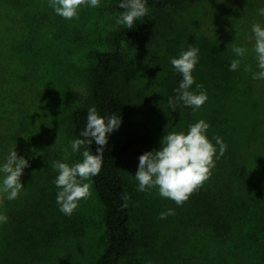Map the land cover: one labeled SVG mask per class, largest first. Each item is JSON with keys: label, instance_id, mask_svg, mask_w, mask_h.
Masks as SVG:
<instances>
[{"label": "rangeland", "instance_id": "rangeland-1", "mask_svg": "<svg viewBox=\"0 0 264 264\" xmlns=\"http://www.w3.org/2000/svg\"><path fill=\"white\" fill-rule=\"evenodd\" d=\"M233 1L197 0L171 10L170 24L161 30L154 49L150 48L153 53L128 48L134 67L132 89L137 107H142L141 113L132 117V123L148 134L149 144L142 153L128 159L126 171L135 184L132 192L142 196V202L137 204L153 223L152 228L148 227L149 238L143 237L144 240L156 245H161L165 238L179 242L183 253L175 264H264V238L256 240L247 233L240 234L239 247L235 245V236V243L229 240L232 251L224 249L220 239L204 235L201 228L186 226L187 216L179 215L182 206L161 197L158 188L139 191L135 178L141 154L158 150L168 132L186 134L189 125L204 120L209 125L205 135L217 148V155L219 145L214 137L219 136L227 145L219 159L214 157L215 166L204 184L224 188L244 201H252L261 191L264 193V80L253 79L252 73L244 71L245 65L258 71L252 26L259 24L264 28V19L256 21L254 17L247 21L255 6L245 10L231 5ZM33 3L29 8L37 13V23L32 24L35 31L27 34V30L18 29L10 49L4 48L5 55L13 47L17 52L12 58L13 68L2 69L6 78L2 92L6 95L1 98L0 166L12 150L29 161L20 178L24 188L17 201L27 192L36 201L47 184L45 202L41 203L46 224L37 232L43 234L54 225V232L60 237H55L46 256L41 247L32 246L35 264H92L107 241L102 204L90 177L84 181L90 185V195L78 201L72 215L63 214L56 202L58 189L53 183L58 171L52 164L60 161L71 166L82 161V149L71 151L70 141L74 139L66 135L65 129L71 108L88 95L86 69L92 60L90 50L105 46L116 15L109 11L106 0H100L99 7L81 6L78 18L71 20L57 15L49 0ZM46 5L49 17L39 19L40 11L36 8ZM257 8L259 14L264 6L259 3ZM234 46L247 49L244 57L236 56ZM189 47L199 49V61L192 72L195 83L190 90L205 91L208 98L198 109L181 103V114L171 116L168 100L173 95L166 87V76L173 67L171 59L178 58ZM233 59L241 60L236 71L229 70ZM238 72L243 75L241 79ZM196 84L203 85V89H197ZM2 179L0 173V183ZM0 196L9 201L5 194ZM169 208L175 214L160 219V213ZM142 211L133 217L132 225L138 231L143 222ZM28 229L33 231L34 227L29 224ZM139 249L142 252L146 246L142 244ZM165 262L171 264L168 259Z\"/></svg>", "mask_w": 264, "mask_h": 264}, {"label": "trees", "instance_id": "trees-1", "mask_svg": "<svg viewBox=\"0 0 264 264\" xmlns=\"http://www.w3.org/2000/svg\"><path fill=\"white\" fill-rule=\"evenodd\" d=\"M106 1L109 11L115 13L117 19L124 11L118 7L120 0ZM196 1L147 0L148 15L136 21L134 28L127 29L126 25L115 23L108 33L105 46L90 50L92 60L86 69L88 95L81 104L71 108L69 123L65 129L66 135L73 139L82 138L80 134L86 125L87 110L93 106L102 116L115 114L121 117L120 127L108 134L100 172L91 177L94 191L103 207V225L107 239L104 250L92 264H167L165 262L167 259L169 263L175 264L178 262L176 258L183 253L180 243L172 238H165L161 245L144 240L149 238L148 227L152 228L153 223L149 221L148 216L145 217V212L138 205L142 202V196L140 193L132 192L135 184L126 171V165L129 158L148 148L149 137L132 123V117L136 113H141L142 107H137L136 94L132 89L134 67L128 48L140 50L143 54L153 53L150 48L154 49L153 44L162 33L161 30L164 31L170 24L171 10H179L188 3ZM33 2L34 0H0L2 22L0 23V113L3 110L1 98L6 95L2 92L6 81L2 69L11 67L12 58L17 52L13 47L9 55H5L4 48L9 46L10 49L17 38L15 34L18 33V29L27 30V34L35 31L36 28L32 24L37 23V13L33 8H29L33 6ZM259 3L264 6V0H234L231 5L245 10L255 6V12H250V17L247 15L249 17L247 21L254 17V20L258 21L260 18L264 19V16L256 13ZM36 9L40 11L39 19L49 17L48 5ZM241 76L243 75L240 72V79ZM181 79V74L173 67L168 70L166 87L173 98L176 96L174 90L179 86ZM181 103L183 102L177 103L175 111L169 108L171 116L181 114L182 110L179 108L183 105ZM185 107L189 108V106ZM1 120L0 114V126ZM96 148L95 141L88 146V150L94 154ZM81 149L84 150L83 147ZM136 184L139 185V182L136 181ZM46 185L41 188L42 195H39L36 201L28 192L21 201L17 199L7 201L0 196V214L8 217L7 223H0V264H35L32 246L41 247L43 256H46V253H50L47 251L48 247L56 241L55 237H60L54 232V225L47 228L43 234L37 232L46 224L45 213L43 209L41 210V203L45 202L47 194ZM125 195L128 197L126 207L123 206ZM237 198L224 188H212L203 184L182 205L179 215L187 216L186 226L201 228L204 235L208 233L212 238L220 239L222 247L232 251L229 240L235 243L233 239L235 236H237L235 245L238 247L240 234L247 233L249 238L256 240L264 238V193L261 191L252 201ZM137 211H142L143 219L139 231L132 225ZM35 220L37 223L33 222ZM29 224L34 227L33 231L28 229ZM142 244L146 249L139 252ZM174 253L177 254L175 257L169 256ZM220 261L222 263V258Z\"/></svg>", "mask_w": 264, "mask_h": 264}, {"label": "clouds", "instance_id": "clouds-1", "mask_svg": "<svg viewBox=\"0 0 264 264\" xmlns=\"http://www.w3.org/2000/svg\"><path fill=\"white\" fill-rule=\"evenodd\" d=\"M147 0H120L118 7L124 9L116 19L117 25H126L127 29L134 28L136 21L148 15ZM49 6L55 13L64 19L78 18V9L81 6L99 7L100 0H49ZM259 14L264 16V8L259 9ZM252 32L255 38L254 51L256 53V67L253 72L251 65H245L244 71L251 72L252 78L264 80V28L259 24H253ZM233 51L237 57H244L247 49L234 46ZM199 49L189 47L187 51H181L178 58H172L173 68L181 74L179 86L174 90L176 96L168 100L169 107L175 111L178 102L195 109L200 108L207 100L205 91H191L195 83L192 72L199 61ZM241 65L240 59H233L230 63V71H236ZM158 75V74H157ZM197 89H203V85L196 84ZM121 125V117L115 114L102 116L95 106L88 108L86 125L79 139L70 141L71 151L79 152L83 147L82 161L73 165L53 161L52 167L58 171L53 181L58 192L56 202L60 211L65 215H72L78 207V201L90 195V185L87 181L90 177L100 172L104 159L105 146L108 143V134L118 129ZM209 125L204 121L189 125L187 133L168 132L161 139V147L158 150L146 151L139 156V165L135 178L139 182V191H146L153 187L158 188L159 195L171 199L177 206H182L191 194L200 188L211 176V169L215 166L214 157L219 159L227 148V145L219 136L214 137L219 145L217 148L205 135ZM93 141L97 148L96 154L88 150ZM67 153V150H65ZM29 167V161L24 156H18L16 150L10 151L6 161L0 166L3 173L0 183V193L5 194L8 200L17 199L24 188L21 183L23 170ZM35 171V170H34ZM127 206L128 197H123ZM169 208L160 213V219H166L174 215ZM8 217L0 214V223H7Z\"/></svg>", "mask_w": 264, "mask_h": 264}]
</instances>
